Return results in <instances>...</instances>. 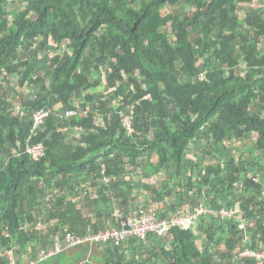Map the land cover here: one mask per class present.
I'll return each instance as SVG.
<instances>
[{
  "label": "trees",
  "instance_id": "1",
  "mask_svg": "<svg viewBox=\"0 0 264 264\" xmlns=\"http://www.w3.org/2000/svg\"><path fill=\"white\" fill-rule=\"evenodd\" d=\"M252 1L27 0L12 10L0 0L2 247L16 252L13 235L18 248L35 240L45 201L49 223L60 220L50 229L65 236L100 231L107 210L166 218L207 205L214 213L196 231L101 244L104 264H256L239 258L264 250V7L242 6ZM41 109L49 116L31 133ZM39 143L36 160L28 145ZM133 172L165 173L144 197L159 207L133 210L143 182ZM81 201H94L96 218ZM224 206L234 215L222 218Z\"/></svg>",
  "mask_w": 264,
  "mask_h": 264
},
{
  "label": "built area",
  "instance_id": "2",
  "mask_svg": "<svg viewBox=\"0 0 264 264\" xmlns=\"http://www.w3.org/2000/svg\"><path fill=\"white\" fill-rule=\"evenodd\" d=\"M76 110L67 111V116L76 115ZM49 116V111L46 109H41L34 114V123L31 129V133H35L37 128H39ZM125 125L131 127L130 117H126ZM28 151L32 153L33 158L38 160L44 155V146L39 143L36 145H28ZM214 211L210 207L197 205L192 207L190 210L188 207L186 209L179 210L166 218H159L156 210L141 211V213H133L127 217H123L120 214H116L120 218V225L113 226L107 230L97 231L92 233H86L84 235L78 236L73 231H68L64 238V245L66 247H73L85 243H108L109 241L115 242L116 245H121L123 242L129 240L130 238H141L145 239L146 235L149 233H155L158 235H164L173 226H179L186 230L198 229L200 224V219L203 214H213ZM222 218L231 217L233 211L227 207H222L219 211ZM242 229L245 224L240 226ZM57 252L56 249H44L37 254L38 259L43 260L48 257L53 256ZM239 258H251L256 264H264V250H255L246 248L240 252Z\"/></svg>",
  "mask_w": 264,
  "mask_h": 264
},
{
  "label": "crops",
  "instance_id": "3",
  "mask_svg": "<svg viewBox=\"0 0 264 264\" xmlns=\"http://www.w3.org/2000/svg\"><path fill=\"white\" fill-rule=\"evenodd\" d=\"M88 183H85L84 187H86ZM84 202L85 201H81V203L78 204L79 209L82 210L84 215H89L90 218H96L99 209H94V201L91 202V205L88 204L87 201L85 203ZM49 205L50 202L45 201L43 204L44 211L42 212V210H40L39 212L38 210L35 214V218L38 219V222L34 226L35 230L37 231L35 240L31 243H28L26 248L23 246L18 248L16 243L17 236H11V243L13 247L16 248V252H14L13 250H10V246L8 245L6 247H2L6 245V242L0 239V257L8 258V264H104L105 258L103 256L101 247L102 245L100 243H85L88 245L86 247L82 246L83 244L73 247H66L64 245V231L60 232L61 230H59L57 232H53L50 229L51 224L54 225L60 220L52 219L53 222H51V224L49 223L50 221H48L46 218V214L48 215L49 213ZM119 211L120 209H115L114 212L107 210V215L104 219L105 224L102 225L105 227L101 228V231L108 229L107 223H110L113 226V221L117 217L116 214L120 213ZM68 227L69 224H67L65 229ZM47 243L49 244L47 245ZM44 249H56L57 252L53 256L44 260L36 259V254ZM17 250H19L20 254L17 252Z\"/></svg>",
  "mask_w": 264,
  "mask_h": 264
},
{
  "label": "rangeland",
  "instance_id": "4",
  "mask_svg": "<svg viewBox=\"0 0 264 264\" xmlns=\"http://www.w3.org/2000/svg\"><path fill=\"white\" fill-rule=\"evenodd\" d=\"M11 1H12L11 2V4H12L11 5V8H12V10H16V8L18 9V7L20 6V4L23 5L27 0H11ZM249 5H253V7H257V8L264 7V3L261 2L260 0H253L251 3L250 2L249 3L247 2V3L243 4L242 6L243 7H247ZM192 9H194V8H191V9L189 8L190 11H192ZM186 10L189 11L187 8H186ZM262 44L264 46V42H262ZM245 65H246V63L244 64V66ZM15 80H17V78H15ZM7 85H9V87L11 88L12 93L15 94L14 89L18 87L17 81L11 80V82L9 84H7ZM105 86H106V81H105V76H104L102 78L101 84L98 87H96V89L98 91H105V88H106ZM80 101H81V99H80ZM249 134L250 135H248L246 137L247 139L241 142V144L239 145V148L242 147V146H244V145H252L253 140H254V137L256 135L253 136L254 134H252V133H249ZM206 150H207L206 147L205 148H201L200 149V153L201 154H205L206 153ZM194 151L192 153V156H194L195 158L199 157L198 153L197 152L194 153ZM229 153L236 154V155H240V153L237 154L236 151H234L232 149L229 151ZM133 174H134L133 176L137 180L140 179V178L143 179V182H142L141 187L138 190H136V191H139L138 192L140 194L139 198L136 201H131L130 202L131 203V206L133 207V210L135 211L138 208L150 209L152 207H159L161 205V203H159L157 201H151L152 199H148L147 201H144V197H145V195L148 192L147 188H148L149 184L152 183V184H155V185H159L160 182L165 178V176H164L165 173H162L161 172L160 174H157L156 176L155 175L154 176L151 175L150 177H146V178H144L140 172H133ZM170 198H171L170 196H167V199L168 200H170ZM120 215H121V213H120ZM121 216H123V215H121ZM82 246H85L86 247L88 245L87 244H83ZM219 249L220 250H224L225 249L224 245L219 246Z\"/></svg>",
  "mask_w": 264,
  "mask_h": 264
}]
</instances>
